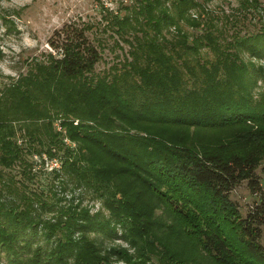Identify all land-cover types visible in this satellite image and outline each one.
<instances>
[{
    "label": "trees",
    "instance_id": "obj_1",
    "mask_svg": "<svg viewBox=\"0 0 264 264\" xmlns=\"http://www.w3.org/2000/svg\"><path fill=\"white\" fill-rule=\"evenodd\" d=\"M198 7L197 0H143L136 10L144 24L161 35L181 22L200 27L201 16L191 15ZM131 16L116 18L117 23H142L133 15V24ZM69 27L49 40L53 52L48 65H38L35 72L0 90V174L32 152L17 142L19 129L34 141L40 142L41 133L59 140L46 121L62 118L67 135L79 141L78 150L61 141L57 149L45 150L53 158L64 149L62 171L79 184L102 188L107 206L119 208L120 216H130L129 207L137 209L148 224L134 223L132 231L148 232L145 225L152 215L142 203L136 208L130 198L149 196V203L165 208L171 222L164 223L160 264H264V188L255 173L261 149L225 142L226 137H204L205 131L232 123L264 124V97L256 101L247 95L255 77L247 64L237 61V53L223 48L207 27L191 43L189 35L181 33L173 54H166L164 44L152 37V56L145 63L135 61L132 70L95 77L88 73L101 57L99 48L84 28ZM203 46L215 50L216 58L204 59ZM249 47L256 54L264 52V44L258 51ZM262 134L247 129L240 134L242 145L260 140ZM243 180L259 198L246 216L229 194ZM19 207L21 203L0 202V227L9 224L20 234L26 232L34 218L28 207ZM81 220L78 226L85 231L109 228L89 214ZM73 246L78 245H62L59 257ZM83 256L94 259L88 252ZM149 256L140 255L128 264H151Z\"/></svg>",
    "mask_w": 264,
    "mask_h": 264
},
{
    "label": "rangeland",
    "instance_id": "obj_2",
    "mask_svg": "<svg viewBox=\"0 0 264 264\" xmlns=\"http://www.w3.org/2000/svg\"><path fill=\"white\" fill-rule=\"evenodd\" d=\"M142 1L0 0V90L35 72L38 65H48L51 61L50 52H53L49 40L57 30L66 26L84 28L89 40L99 48L101 57L88 73L95 77H111L110 73L132 70V62L135 61L145 63L152 56L149 46L152 37L164 44L166 54H173L176 46L180 47L181 33L189 35L191 43L208 27L222 47L236 52L239 56L237 61L245 62L250 72L254 73L247 95L256 101L264 97V52L256 54L249 47L252 45L258 51L264 44V0H197L201 7L191 9V15L196 18L201 16L200 27L181 22L180 26L167 27L161 35L144 24L145 18L137 12L136 8ZM126 15H132L133 24L137 23L133 15L142 23L129 26L117 23L116 18ZM154 33L158 34L157 37ZM246 38L251 40L245 44L239 42ZM201 54L204 59H215L217 56L215 50L207 46L201 48ZM180 66L183 67L182 64ZM61 120L55 116L49 119L51 122L46 121L59 133L61 140H52L46 133H41L40 142L34 141L23 136L22 129L16 135L19 145L25 151L32 152H25L21 162L14 167L3 168L0 174V202L21 203L20 209L28 207L34 223L29 224L26 232L21 234L9 224L0 227V264H128L146 254L150 255L151 264H160L158 257L165 244L162 235L165 232L164 223L171 222L165 208L149 203V196L130 198L136 208L142 203L152 215L149 226L145 225L148 232L141 234L139 230L132 231L129 227L134 223H147L137 209L129 207L127 213L130 216L122 212L120 216L119 208L112 210L107 206L102 188L87 186L84 182L79 184L73 176L61 170L60 158L64 149L53 158L45 151L51 147L57 149L61 145L58 141L70 149L78 150L79 141L67 135ZM73 120L74 124L80 122L78 118ZM40 123L44 124L43 121ZM226 128L205 131L204 137L213 140L226 137L225 142L229 139L246 149L259 147L261 154L255 173L264 188V124L232 123ZM247 129L263 133L262 138L259 140L254 137L251 142L242 145L244 138L240 134H244ZM26 162L32 165V177L28 174L30 165ZM229 194L242 216H246L259 201L248 180L240 182ZM122 210L126 212L124 208ZM86 214L106 222L109 228L83 230L78 225ZM261 242L264 244V226ZM89 243L99 251L92 252ZM64 244L78 246L71 249L73 255L68 250L61 258L59 256ZM87 252L92 255L90 257H94V253V259L85 258L83 254ZM113 252L118 255H113Z\"/></svg>",
    "mask_w": 264,
    "mask_h": 264
}]
</instances>
